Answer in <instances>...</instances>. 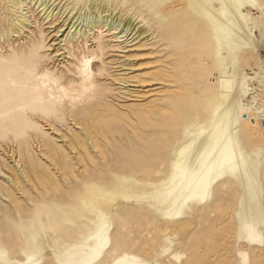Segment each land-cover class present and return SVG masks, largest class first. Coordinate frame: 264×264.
I'll return each instance as SVG.
<instances>
[{
	"label": "rangeland",
	"instance_id": "rangeland-1",
	"mask_svg": "<svg viewBox=\"0 0 264 264\" xmlns=\"http://www.w3.org/2000/svg\"><path fill=\"white\" fill-rule=\"evenodd\" d=\"M259 2L261 8L247 4L243 12L253 13V38L263 43L255 42L254 50L234 46L230 52L244 77L264 66V0ZM31 3L22 12L0 0V87L16 86L31 68L36 70L30 77L38 70H47L53 78L62 74L58 80L67 87L66 68L75 69L83 57L75 52L76 45L74 54L64 49L63 39L70 35L60 26L73 15L71 22L76 20L83 29L88 17L68 12L64 0L52 17ZM117 6L123 17L133 15L134 24L155 38L136 39L121 51L116 46L125 44L102 33L107 48L91 66L95 85L80 91L81 98L63 96L45 108L43 100L41 106L18 108L19 114L0 117V217L5 221L0 235L5 257L0 264H21L30 244L37 247L32 249L31 264H66L59 248L53 247L66 232L76 248L92 247L87 234L93 226L86 223L89 206L82 200L97 188L103 194L94 205L107 221V244L97 259L104 264L122 253L136 256L139 264H264V220L256 224L260 241L250 240L239 223L243 198L239 183L216 186L203 201H186L175 215L164 198L162 185L175 160L174 147L186 138L188 127H206L205 109L213 96L222 101L220 75L230 64H223L215 53L210 26L187 4L161 25L158 17L134 2ZM118 9L110 16L121 13ZM24 12L26 25L20 33H10ZM32 45L38 48L31 54ZM94 47L90 38L82 51L88 54ZM32 59L36 65L30 64ZM257 132L252 142L245 143L242 137L240 141L245 151L259 153L264 219V127ZM23 230H28L25 235Z\"/></svg>",
	"mask_w": 264,
	"mask_h": 264
},
{
	"label": "bare ground",
	"instance_id": "bare-ground-1",
	"mask_svg": "<svg viewBox=\"0 0 264 264\" xmlns=\"http://www.w3.org/2000/svg\"><path fill=\"white\" fill-rule=\"evenodd\" d=\"M29 1L33 5H36V8H39V11L45 17L54 16L57 13L54 10L59 2H61V0H6V6L22 11L24 5ZM55 1L58 2L55 3ZM127 1L138 4L140 8L149 12L151 16L158 17L160 25L162 22L168 23L166 20L174 12L178 11L180 5H189L192 9L191 13L204 19L210 26L209 38L212 40L219 60L223 64H230L229 71L226 72L224 69L220 75V80L222 81V101L216 100L215 95L211 101L207 102L208 107L205 110L208 113V121L206 127H198L193 130L186 127V138L174 147L175 160L171 161L170 172L162 185V188L166 192L164 198L170 202L172 207L171 213L173 215L179 214L180 208L188 200L196 201V203L203 201L211 195L216 186L224 187L231 182H236L243 188L242 205L238 212L241 229L250 240L260 241L261 235L256 229V224L263 222L264 219L260 211L259 183L257 179L259 153L256 150L245 151L240 138L242 137L246 141L245 143L252 142L258 133V128L264 127V124L244 117L250 110L253 111L252 107H248L243 102L247 74L244 77L242 71L237 67L238 65L236 66L232 60L233 57H231L230 53L234 46L254 50L258 46V43L255 42L259 41L263 43L253 38L252 30L255 24L253 15L251 16L253 13L250 14V12H245V10L243 12V8L247 4L257 5L261 8L262 3L259 0H188V3L187 0H64V3H66L65 9H68V12L72 13L76 10L75 13L79 15L86 14L88 17V20H85L86 23L83 29V25L79 28V23L75 25L76 20L71 22L73 15H69L67 19H64L60 26H65L64 30L67 29L66 34L70 35V39H63L64 49H71L69 54H74L73 48L76 45L75 52L77 53L79 50L80 54H82V62L75 69L66 68L63 77L66 76L68 79L67 87H65L63 82H59L58 80L62 78V74H58L56 78H53L48 76L47 70H38L34 77H30L31 71H35L36 68L27 70L25 79L23 81L16 80V86L0 87V117L4 114H13V112L19 114L18 108L41 106L43 100L46 101V104H42V107L45 108V106L48 107L47 105L60 102L59 99L63 96L70 100L81 98L80 91H85L95 85L96 72L92 70L91 66L93 62L101 60L103 49L106 47L101 42L102 33L106 32V35H109L112 41L125 44L124 46H116L121 51L127 48V46L132 47L136 42L144 38L146 40H151V37L155 38L147 28H141L134 24L136 17L133 15H126L125 17L129 16L128 19L123 17L122 7L117 5ZM117 8H121V10L118 9L121 13L116 14L117 16L115 14L110 16L111 12ZM258 10L261 11L260 9ZM162 11L167 12L162 14ZM221 15H225L224 19L220 18ZM114 16L116 17L114 18ZM20 18L15 24V29L10 28V33H20L26 25L25 12L20 15ZM90 38L94 43V52L96 54L94 52L84 54L82 51L86 48V42ZM134 40L136 42L129 44ZM30 48L29 52L31 54L36 53L38 45H32ZM33 56L31 55V58ZM34 59L30 61V64H37ZM253 70L257 71L258 75L264 80V66L263 69L253 68ZM30 79L31 81H29ZM56 90L64 91V93L58 94ZM11 93L16 95L12 100H8L7 98L12 96ZM241 97L242 104L244 105L243 108L240 102ZM262 101L264 109V99ZM62 113L64 112L62 111ZM7 117L10 119L11 116ZM3 123L2 126H5ZM17 154L20 153L17 152ZM102 194V189L97 188L86 199L82 200L84 202L83 206H89L86 223L88 226H93L92 232L87 234L92 242V247L76 248L75 243L71 242L70 238H68L67 232L64 233L63 241L54 243L55 245L53 244V247L59 248L60 253L64 255V262L66 264H104L101 260L97 259L101 256L102 249L107 244V221L104 214L94 205ZM167 213H170V211ZM3 218L4 216L0 217V235H2L1 228L5 222ZM27 231L23 230L20 233L25 235ZM2 243V239L0 238V260L5 257L2 255ZM33 247H36V245L30 244L23 250L25 260L19 263L31 264V262L35 261V258H33ZM7 261L9 260L7 259ZM107 264H139V259L136 256L134 257V255L122 253L111 258V261Z\"/></svg>",
	"mask_w": 264,
	"mask_h": 264
},
{
	"label": "built area",
	"instance_id": "built-area-1",
	"mask_svg": "<svg viewBox=\"0 0 264 264\" xmlns=\"http://www.w3.org/2000/svg\"><path fill=\"white\" fill-rule=\"evenodd\" d=\"M243 93L244 104L253 108V111L250 110L244 117L251 121L264 124V109L262 107L264 80L258 75L257 71L255 72L253 69L248 71Z\"/></svg>",
	"mask_w": 264,
	"mask_h": 264
}]
</instances>
